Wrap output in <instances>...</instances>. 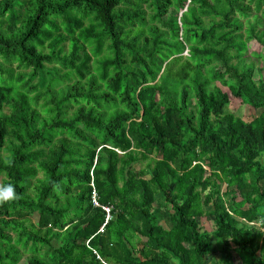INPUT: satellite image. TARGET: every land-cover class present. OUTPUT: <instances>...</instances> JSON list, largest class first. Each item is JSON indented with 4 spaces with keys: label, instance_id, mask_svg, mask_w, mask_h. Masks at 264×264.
Returning <instances> with one entry per match:
<instances>
[{
    "label": "trees",
    "instance_id": "1",
    "mask_svg": "<svg viewBox=\"0 0 264 264\" xmlns=\"http://www.w3.org/2000/svg\"><path fill=\"white\" fill-rule=\"evenodd\" d=\"M263 64L264 0H2L0 264H264Z\"/></svg>",
    "mask_w": 264,
    "mask_h": 264
},
{
    "label": "rangeland",
    "instance_id": "2",
    "mask_svg": "<svg viewBox=\"0 0 264 264\" xmlns=\"http://www.w3.org/2000/svg\"><path fill=\"white\" fill-rule=\"evenodd\" d=\"M253 49H259V46L256 44L253 45ZM264 66V64H263ZM230 111L236 113L238 116L245 118L246 120L250 121L252 119V115H254V111L251 110L248 106L244 105L241 103L240 100L234 99L229 107ZM0 184L1 183V178H0ZM213 218H202L201 221L204 223L206 229H209L210 232L214 230L213 228ZM34 221V219H33ZM216 243L214 244V248H216Z\"/></svg>",
    "mask_w": 264,
    "mask_h": 264
},
{
    "label": "clouds",
    "instance_id": "3",
    "mask_svg": "<svg viewBox=\"0 0 264 264\" xmlns=\"http://www.w3.org/2000/svg\"><path fill=\"white\" fill-rule=\"evenodd\" d=\"M15 199H17V192L15 186L11 183L0 184V205H3L7 202H11ZM258 230H264V220H261L260 225L258 226ZM260 255L264 256V251H262Z\"/></svg>",
    "mask_w": 264,
    "mask_h": 264
},
{
    "label": "water",
    "instance_id": "4",
    "mask_svg": "<svg viewBox=\"0 0 264 264\" xmlns=\"http://www.w3.org/2000/svg\"><path fill=\"white\" fill-rule=\"evenodd\" d=\"M2 0H0V2H1Z\"/></svg>",
    "mask_w": 264,
    "mask_h": 264
}]
</instances>
